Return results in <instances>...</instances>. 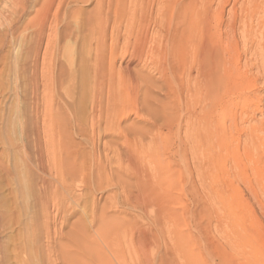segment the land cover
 Instances as JSON below:
<instances>
[{"label":"rangeland","instance_id":"obj_1","mask_svg":"<svg viewBox=\"0 0 264 264\" xmlns=\"http://www.w3.org/2000/svg\"><path fill=\"white\" fill-rule=\"evenodd\" d=\"M3 1L5 5H10L12 0ZM59 1L56 0L52 8V12L56 7L58 9L56 19L50 15V20L42 23V0H24L23 12L18 8L17 17L14 16L12 20L18 31L13 35L8 34L1 45L2 264H79L80 259L84 258L81 255H86L83 243L87 240L81 236V232L92 239L94 229L100 222L91 221L92 209L99 211L106 204L108 214L116 216L117 223L121 225L115 228V233L120 235L117 249L125 252L123 254L128 261V252L135 250L138 244L133 241L135 237L131 228L148 225L151 234L148 236L147 248L151 247L152 251L168 248L173 251L174 257L181 256L178 257L179 264H192L188 260L193 254L201 264H264V0L256 4L250 15L240 11L239 5L245 0H230L228 7H225L227 14L235 2L236 22L231 28L232 37L228 46H224V58L228 66L225 78L227 84L224 89V79L218 74L213 87L205 90L207 96L213 92L212 99L199 95L195 83L191 80L192 83L188 82L187 79L195 73L196 68L190 57L181 66L180 72L169 69L171 62L169 64L167 58L171 51L170 44L176 42L172 29L175 23H171L170 30L164 26L166 10L161 5L157 6L151 0H61L58 4ZM215 3L213 8L218 10V0ZM0 6H3L2 2ZM40 29L42 40L39 63L44 61L41 66L39 64V68L42 64L49 68L48 74L46 71V74L38 76L40 92L36 104L37 121L43 150L46 148L44 146L52 143L48 150L50 156L64 160L63 144H73L79 160L91 161L94 156L103 161L105 155L116 158L112 153L114 147L109 145L112 133L98 138L89 137L88 140L75 135L63 139L57 131L49 128L52 124L60 129L65 123L66 126L71 123L73 118L88 122L91 116L89 90L93 76L92 61L98 43L105 42L104 58L107 61L111 55L110 60L114 61L116 70L120 71L131 59L130 67L134 73L148 74L152 80L159 77L160 80L153 83V90L159 92L158 87H162L163 91L158 94L167 104L169 119L158 120L157 123L164 122L169 132L166 128L158 133L151 129L132 145L137 149H146L158 158L159 166L154 162L149 165L151 168H162L166 191L172 196L170 205L178 210L177 221H169L166 227L170 228L165 227L163 234L154 222L153 214L139 213L138 210L122 211L120 207L116 212L117 198L112 195L110 188L104 189L103 180L100 186L90 187L87 183L85 186L84 183H78L75 177L69 179L64 188L54 182L59 189L56 192L58 195L54 193L44 206L35 199L34 189L15 147V117L17 106L27 107L30 102L25 93L23 96L25 81L22 80L21 69L25 49L34 42V31ZM157 42L159 48H155L165 51V61L153 53ZM144 46L149 49L148 52L142 50ZM185 47L190 49L188 44ZM141 52L142 57L139 59ZM212 64L214 66L215 62ZM159 65H165L167 69L162 77L156 69ZM178 77L182 80L180 91L176 83ZM42 81L51 83L50 89L45 88L44 97ZM15 82L18 83L19 98L15 96ZM50 103L53 108L58 105L56 109L59 107L60 112L62 110L60 116L58 112L57 115H50L44 111L47 107L45 104ZM67 106L70 109L67 110ZM142 113L149 118L145 112ZM121 126H129L131 132L145 129L144 122L133 113ZM102 163L106 165L104 161ZM70 236L74 238L70 239ZM67 253L68 257L65 258Z\"/></svg>","mask_w":264,"mask_h":264},{"label":"bare ground","instance_id":"obj_2","mask_svg":"<svg viewBox=\"0 0 264 264\" xmlns=\"http://www.w3.org/2000/svg\"><path fill=\"white\" fill-rule=\"evenodd\" d=\"M55 1L56 0H42L41 8L44 10V13L42 15L43 17H41L42 23L49 21L50 15H52L51 17L56 19V14L58 10L57 7L52 12V8L54 6ZM151 1L153 4L157 6L161 5V7L164 8V10H166L165 19L163 21L164 26L166 25L165 26L166 28L170 30V27H172L171 25H173L171 23L173 21L175 23L172 29L175 35L176 42L170 44L171 51L169 58H167L168 59L167 62L169 61V64L171 62V65H169V69L173 72L176 70L180 72L181 66L186 62L187 58L190 57V59H192V63H194L196 68L194 70L195 73L190 74V77L187 79L189 80L188 82L192 81L195 83V87H197L199 95L202 94L204 98L212 99L213 92L211 91L207 96L205 90L207 88L209 89L213 87L214 80L216 79V76L218 74L222 79H224L222 81L224 89L227 84V79L225 78L228 71L227 69L228 66L224 58L225 55L224 46H226L228 42H230V39L232 37L231 28L236 22L235 2H233L230 10L226 14L227 9H225V7L229 4L230 0H218V4H219L218 10H216L217 9L216 7H215L216 9L213 8L214 7L213 4L215 3L216 0H151ZM259 1L260 0L242 1L239 5L240 11H243L245 14L248 13L250 15V13L254 10L256 4H259L258 3ZM0 2H2L3 4V6H0L2 7L0 8L1 9L0 10V62H1L3 59V54H2L3 52L1 49V45L8 34L13 35L15 32L18 31L17 27L15 26L12 20L14 16L17 15L18 8H20L21 9L20 11L23 12L22 10H24V5H23L24 0H12L10 5H5L3 0H0ZM60 2L61 0L58 2V4H60ZM213 28H215L216 30L214 31ZM222 28H224V30H222ZM33 39L34 42L32 41L33 43H29L31 45H29L25 49V58L21 69L23 75L22 80L25 81V87H24L25 89L23 91V96L25 93V97L28 96L30 102L27 107L17 106L16 108L15 124H16V132H17L16 133L17 141L15 140L16 141L15 147L17 149L16 148L15 149L18 150L20 157L19 159L23 164V166L25 167L27 172L26 175H28L30 184L34 189L35 199L40 204L46 205L49 199L51 198V196L54 195V193L59 192V189L57 188V184L54 185L53 184L54 182L58 183L61 186V188H64V186H66V184L68 183L67 181L75 177L78 183H84V186L87 183L88 186L90 187L91 185L100 186L101 181L103 180L105 182L104 189L110 188L112 191L111 192L112 195L117 198L116 200L117 206H115L116 212H118V207H120L122 208V211L138 210L139 213L140 212L145 214L149 213V215L153 214V216L152 215L151 216L154 222L156 223L157 227L160 229L161 234H163L164 228L166 227L169 221L172 220L177 221L176 218L178 217V210L172 208V206L170 205L172 196L166 191L167 185L164 182V172L162 171V168L159 169L155 167L151 168L149 165L150 163L154 162L156 163V166H159L157 161L158 158L155 157V155H152V153H150L148 150L137 149L132 145L133 143H135L137 139L138 140L142 139L146 134H148L149 131H151V129L157 131L158 133V132H162L163 128H166L167 132H169V127L166 124H164V122H161L162 124L157 123L158 120L164 121L169 119L167 104L164 98H160L159 97L160 94H158L161 91H163L162 87L161 86L158 87L159 92L153 90L154 87L153 83L158 82L160 80L159 77L152 80V78L148 74L141 75L134 73L133 69H131L130 67L131 59H129L126 62L123 68H120L121 70L119 69L120 71H118V69L116 70L114 61H111L112 60L111 55L109 56L110 58L107 59V61L111 59L110 60L111 62H107L106 59L104 58V53L106 54V52H104L105 42L102 41L101 44L98 43L97 51L95 53V56H93L94 60L92 61L93 76H91L92 79L89 90L91 94L90 96L91 107L89 106V108H91L90 111L91 116L89 117L88 122L82 121L79 118H73V120H71L72 121L71 123L70 122L69 124L67 123V126L65 123L63 127L60 126V129L53 127L52 124L50 125L49 128L51 130L53 129V131H57V134H59V136H62L63 139L65 138L67 139L70 137L72 138L75 135L85 140H88L89 137L94 138V136L96 137L104 136L112 133V135H110V141L109 140L108 141H109V145L112 146V148L114 147V149L113 150L109 149V150H112V153L116 158L113 159V157H108L105 155V160H103L106 163L105 166L102 163L103 161H101V159H98L94 156L92 158L90 157L92 159L91 161L90 159L86 161L83 159L79 160V157L77 155L78 153L76 150H74V145L73 144L66 145L63 144V142H62L63 144L62 151L64 153L65 159L63 160L62 158H55L54 155L50 156V154L48 153V150L50 149L49 147L51 146L52 143L44 146L46 148L45 150H43V148L40 145L41 143L39 142V128L37 121L38 111L36 107L40 92L39 84H38L40 82H38V76L40 74H44L46 71L48 74L47 68L49 67L47 66V64L49 63L46 64L47 67H45V65L42 64V67L39 68L41 66V63L44 61L42 60V62L39 63V47L42 40L41 29L38 31H34ZM142 43L144 44V41ZM158 44L159 43L157 42V44H155L156 46H154L153 48L155 47L159 48L157 47ZM185 44H188L190 46V49H187L185 47ZM144 47H142V50L148 52L149 49H147L146 47L144 49ZM156 48L154 49L153 53H155V55H158L160 59L165 61L166 60L165 51L163 50L160 51ZM141 54L142 52L140 53V56H138L139 59L142 57ZM159 57H157V59ZM213 62H215L214 66L212 64ZM159 66L155 68L159 71V76L162 77L164 71L167 69L164 68L165 65L164 66L159 65ZM216 69L218 70L219 73H217ZM50 71H52L51 68ZM188 73H190V71H188ZM178 78L179 79L176 81V83L178 86V90L180 91L182 90V80L180 77ZM15 83H16L15 96L16 98H19L20 92L17 85L18 83L17 82ZM47 83L48 82L44 83V88L42 92L43 97L46 95L47 87H49L48 89H50L49 84L51 85V83L48 84ZM56 86H58L57 83ZM57 95L59 94L57 93ZM45 106L47 107H45L44 111H48L50 115H55V114L57 115V112L59 115L62 112V110L60 112V109H58L59 107L56 109L58 105L55 106L54 108L52 107L53 105L51 103L49 105L45 104ZM66 108L67 110L70 109V107L68 108V106ZM142 112H145L146 115L149 116V118L143 116ZM130 113H133L136 117H138V119L144 122L145 129L139 132H131L129 126H121V123L127 120ZM49 119L50 117L48 118V120ZM56 122L58 121L56 120ZM44 126L46 125H43V127ZM117 138L120 139V142H118L119 140ZM91 149H93V147ZM193 154L192 156L194 157ZM94 170L96 172L93 174ZM111 200L110 202H112ZM106 205H102L99 211L97 209H92L93 211H92L91 221L92 222H95V220H97V222L100 221L99 223H97L96 228L95 229L93 228L94 235L91 236L92 239L91 238L88 239L89 236L81 232L82 234L81 236L87 240L83 243V248L86 247V252H85L86 255H84V253L81 255V257L83 256L84 258L80 259L79 264H129V263L130 264H179L180 259L178 257L181 256L174 257L173 251L172 252L169 251L168 248L164 247L165 249L163 251H152L151 247L150 249L147 248L146 245L148 243L147 242L148 236L151 234L150 233L151 230H149L150 227L147 228L148 225L147 227L144 226V228L143 227L142 228L138 227L136 229L131 228L133 233L132 235L133 237H135L134 238L135 240L133 241H135V243L138 244L137 247L134 248L135 250L128 252V258H129L128 261L123 254L124 251L117 249V245L120 242L118 237H120V235L115 233V228L121 225L117 223L116 216L112 214L111 215L108 214ZM108 207H110V205ZM114 214L116 215V213ZM39 226L42 227L41 225H38V227ZM166 228H170V227H166ZM87 229H89V227ZM122 230L124 231V229ZM112 233L113 235L111 237L110 235ZM175 235L177 236V234ZM162 236L163 235H161V237ZM71 237L72 236H70L69 238L70 239L74 238ZM162 239L164 240L165 243L166 240L164 239V237H162ZM0 242L2 241L0 240ZM125 244L128 245V243ZM132 246L134 247V245ZM2 253L3 252L0 245V264L4 263ZM189 255L190 254H187V256ZM67 257H68V253L66 254L65 258ZM187 258L188 257H186V259ZM189 258H188L189 259L188 262L191 261L192 264H201L195 258L194 254ZM180 264H182V262H180Z\"/></svg>","mask_w":264,"mask_h":264}]
</instances>
